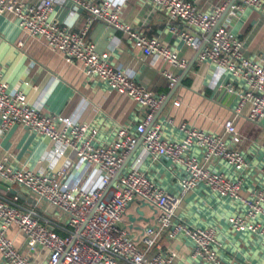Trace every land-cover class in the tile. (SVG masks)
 <instances>
[{"label": "built area", "instance_id": "obj_1", "mask_svg": "<svg viewBox=\"0 0 264 264\" xmlns=\"http://www.w3.org/2000/svg\"><path fill=\"white\" fill-rule=\"evenodd\" d=\"M56 1L31 4L27 0H0V16L13 21L27 35L43 38L66 62H80L87 79L96 78L111 91L133 101L141 116L133 125L115 129L112 139L99 140V129L94 124L43 113L28 104L21 90L8 89L0 72V130L21 124L38 137L70 148L78 160L100 174L99 185L84 189L67 181L57 182L50 173L15 169L0 162L3 185L32 194L36 206H53L66 226L65 233L59 234L41 219L35 207L20 206L16 195L12 199L1 198L2 260L6 264H228L222 258L225 236L218 225L196 226L177 214L182 196L198 187L232 205V212L226 217L231 232L249 235L264 247V162L253 166L240 147L242 137L233 120L223 123V134L182 121L175 126L180 139L167 135L165 127L173 125V119L154 122L166 95L147 90L127 72L114 68L108 53L97 51L87 39V30L98 21L122 33L131 47L160 65L169 89L176 85L177 73L186 67V62L162 42L161 35L147 36L125 23L120 15L121 5L112 0H64L71 10L86 15L85 25L79 30L57 20ZM149 2L165 16V30L197 50L199 63H209L215 71L228 74V81L217 90L236 98L233 115H241L247 109V121L262 124L264 54L246 56L241 39L229 28L217 25L223 5L202 11L187 0ZM233 8L259 12L264 10V0H241ZM137 147L139 153L126 162ZM193 149L200 150V155ZM55 151L61 153L59 148ZM161 160L178 171L177 194L159 186L141 168L145 161ZM212 163L214 167H209ZM219 166L223 170L216 169ZM131 206L143 215L144 208L150 211L147 222L134 231L124 224ZM11 227L25 238L32 256L21 253L7 236ZM164 240L187 244L186 252L165 245ZM41 251L45 254L38 262Z\"/></svg>", "mask_w": 264, "mask_h": 264}, {"label": "crops", "instance_id": "obj_2", "mask_svg": "<svg viewBox=\"0 0 264 264\" xmlns=\"http://www.w3.org/2000/svg\"><path fill=\"white\" fill-rule=\"evenodd\" d=\"M27 1L36 4L40 0ZM112 1L121 5L120 15L125 23L147 36L161 35L162 42L174 49L186 62V67L177 73L176 85L169 89L167 80L160 73V65L131 47L122 33L102 22L90 24L87 39L94 43L97 51L108 53L110 64L114 68L124 70L147 90L166 95L164 103L155 114L154 122L163 121L166 117L172 118L173 125H167L165 132L178 140L181 134L175 126L179 122L184 121L199 129L223 134V123L232 119L242 137L241 149L248 154L253 166H260L264 162V121L260 125L249 123L247 109L241 115H233L232 108L236 98L226 91L217 90L220 84L228 81V74L215 71L209 63H199L197 50L165 30V16L154 9L149 0ZM187 1L202 11H210L214 6L223 5L217 25L229 28L241 39L246 56L255 58L264 54V10L257 12L246 8L234 9L241 0ZM54 12L59 22H68L76 30L85 25L86 15L71 10L67 1L57 0ZM190 32H194L193 29ZM0 72L8 89L21 90L28 104L38 107L43 113H57L70 117L75 122L94 124L99 129V140L112 139L115 129L133 125L141 116L133 101L111 91L96 78L87 79L80 62H66L58 51L48 47L43 38L27 35L13 21L2 16ZM56 148L61 153L56 152ZM138 153L139 147L130 154L127 162ZM193 153L200 155L201 151L193 149ZM0 162L15 169L50 173L57 182L67 181L84 189H91L100 183L98 170L78 160L70 148L59 146L48 138L38 137L17 123L0 130ZM214 165L212 163L209 167ZM141 168L166 191L178 193L175 176L178 171L168 168L164 160L155 163L145 161ZM220 168L223 170V166L216 169ZM15 195L20 206L35 207L41 219L48 221L50 228L59 234L65 233L64 220L55 211H49L48 205L36 206V198L18 187H0V199H12ZM135 208L131 206L125 217L124 224L130 231L145 224L150 216L148 209L144 208L143 215L135 211ZM232 209V205L226 200H218L203 187H198L182 196L177 214L196 226H219L225 236L221 251L225 263L264 264L262 245L249 235L229 230L226 217ZM7 236L21 253L31 255L27 251L25 238L17 234L15 227L8 229ZM164 243L176 247L181 253L186 252L187 244L183 243L182 246L166 240ZM44 254L41 251L36 260L40 262ZM0 264H6L1 256Z\"/></svg>", "mask_w": 264, "mask_h": 264}, {"label": "water", "instance_id": "obj_3", "mask_svg": "<svg viewBox=\"0 0 264 264\" xmlns=\"http://www.w3.org/2000/svg\"><path fill=\"white\" fill-rule=\"evenodd\" d=\"M173 91H171V93H172ZM168 99H169V97H168ZM127 162V161H126ZM0 187H2L3 189H7V187L6 186H4L3 184H1L0 183ZM48 210L49 211H54V207L53 206H51V205H49L48 206Z\"/></svg>", "mask_w": 264, "mask_h": 264}]
</instances>
